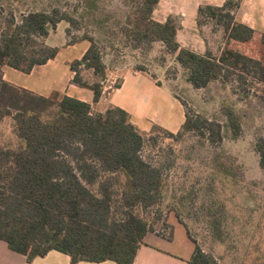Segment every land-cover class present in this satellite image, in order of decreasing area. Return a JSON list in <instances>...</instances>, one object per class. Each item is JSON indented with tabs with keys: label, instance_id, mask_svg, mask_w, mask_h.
<instances>
[{
	"label": "trees",
	"instance_id": "trees-1",
	"mask_svg": "<svg viewBox=\"0 0 264 264\" xmlns=\"http://www.w3.org/2000/svg\"><path fill=\"white\" fill-rule=\"evenodd\" d=\"M125 1L134 8L131 27L122 28L128 49L140 51L162 44L195 89L217 83L226 89L236 84L244 96L255 85H264V62L229 47L232 40L248 43L255 36L254 29L236 20L242 0L199 8L198 26L208 45L204 55L180 45L181 26L175 18L165 23L154 19L161 0ZM86 2L88 9L96 8L90 0ZM63 22L69 25L68 39L73 29L81 30L78 18L58 8L29 12L20 22L11 17L0 30V125L12 116L18 140L16 146L0 144V240L28 264L52 251L70 256L73 264H135L146 237L156 232L163 219L166 167L153 164L144 154L146 145L158 144L153 133L174 141L194 133L211 146H219L225 131L234 140L242 135L243 117L235 106L224 102L225 127L177 97L187 110L182 129L172 133L155 124L144 132L119 107L112 105L101 113L67 95L43 97L5 81L6 66L31 74L56 59L59 48L49 46L47 39ZM210 24L214 26L211 34ZM83 41L90 48L70 64L71 85L91 90L97 104L109 79V46L89 35L73 37L67 46ZM136 70L149 72L140 66ZM121 86L119 80L113 89ZM260 99L264 103V90ZM256 151L264 170V137L258 139ZM188 264L221 263L195 244Z\"/></svg>",
	"mask_w": 264,
	"mask_h": 264
},
{
	"label": "rangeland",
	"instance_id": "rangeland-1",
	"mask_svg": "<svg viewBox=\"0 0 264 264\" xmlns=\"http://www.w3.org/2000/svg\"><path fill=\"white\" fill-rule=\"evenodd\" d=\"M90 2L96 6L94 10L88 9L86 0H0V30L11 17L20 22L29 12L58 8L78 18L81 30L73 29L68 39L65 30L60 29L52 35L49 45H61L64 37L67 45L73 37L94 36L104 47L109 46L106 61L114 74L112 87L126 70L140 66L190 108L225 127L221 106L224 102L235 106L243 117V133L234 140L225 131V140L219 146H211L194 133H188L180 141L153 133L158 144L146 145L145 158L166 167L167 180L161 208L163 219L153 235L173 241L174 245L165 249L175 253L188 254L195 250L196 244L221 264H264V170L256 151L258 139L264 137V103L260 99L264 85H255L244 96L236 84L226 89L219 83L208 89H195L187 80V72L162 44L140 51L127 48L122 28L131 27L134 8L125 0ZM213 30L210 24L209 34ZM79 49L73 51L74 56L79 55ZM252 52L264 62V49L260 45H254ZM146 126L140 125L142 129ZM14 131V120L8 116L0 125V144L16 146Z\"/></svg>",
	"mask_w": 264,
	"mask_h": 264
},
{
	"label": "crops",
	"instance_id": "crops-1",
	"mask_svg": "<svg viewBox=\"0 0 264 264\" xmlns=\"http://www.w3.org/2000/svg\"><path fill=\"white\" fill-rule=\"evenodd\" d=\"M227 0H161L154 12V19L165 23L170 17L175 18L181 26L177 40L183 48L190 49L198 54H206L208 45L198 26L199 8L202 5L222 7ZM236 20L248 25L255 30L251 42L241 43L232 40L229 47L242 54L258 59L252 52L254 45H260L264 33V0H242L241 7L236 15ZM61 27V28H60ZM67 24L62 23L47 39L49 45L52 35L64 29L65 37ZM62 41L56 59L46 65L36 67L31 74H25L11 67H4V79L9 84L31 91L43 97L55 94L69 96L92 105L93 110L104 113L110 106L119 107L132 116V120L143 131H150L153 125H159L172 133H178L187 119V110L183 103L169 87L159 85V81L151 72L126 70L122 77V86L113 89L110 85L114 74L109 71L105 94L99 103H94V93L89 89L71 85L74 73L70 64L84 57L90 48L87 41L74 46H67L66 39ZM51 46V45H49ZM225 46V45H224ZM80 47L77 53L73 51ZM141 124H147L141 128ZM174 242L163 240L150 234L141 247L135 264H188L194 250L188 254L175 253L165 249ZM0 264H28L26 258L12 251L8 244L0 240ZM31 264H73L71 257L58 251L50 252L44 258H38ZM78 264H117L113 261L103 263L81 262Z\"/></svg>",
	"mask_w": 264,
	"mask_h": 264
}]
</instances>
